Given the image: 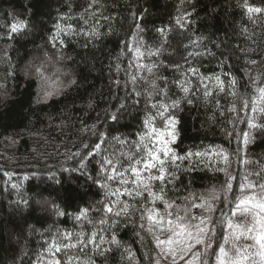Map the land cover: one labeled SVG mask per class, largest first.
Wrapping results in <instances>:
<instances>
[{
  "label": "trees",
  "instance_id": "1",
  "mask_svg": "<svg viewBox=\"0 0 264 264\" xmlns=\"http://www.w3.org/2000/svg\"><path fill=\"white\" fill-rule=\"evenodd\" d=\"M262 87L264 0H0V264H50L56 246L93 232L99 247L78 245L56 257L72 255L73 264H172L140 219L142 205L163 213L164 204L148 203L146 193L124 196L135 205L129 214L105 216L115 198L103 185L120 187L106 179L112 169L104 162L123 170L139 159L144 121L155 117L163 128L160 105L174 101L178 107L166 113L177 121L170 147L193 155L169 166L175 179L165 199L182 209L204 199L212 204V212L194 208L189 215L211 217L212 248L193 251L216 264L214 253L228 234L227 221L218 223L222 214L251 223V215L230 209L244 177L264 182ZM51 88L58 93L46 98ZM249 119L257 126L249 128ZM160 187L154 182L155 191ZM224 247L235 255L230 236Z\"/></svg>",
  "mask_w": 264,
  "mask_h": 264
},
{
  "label": "snow or ice",
  "instance_id": "2",
  "mask_svg": "<svg viewBox=\"0 0 264 264\" xmlns=\"http://www.w3.org/2000/svg\"><path fill=\"white\" fill-rule=\"evenodd\" d=\"M260 11L261 9L259 8H248L249 13H258ZM13 30L15 31L16 29L14 28ZM252 63H255V61H252ZM217 80L219 82L218 77ZM219 83L221 85L220 90L223 91V82ZM183 91L188 93L189 89L184 87ZM259 92L261 94L260 98L264 99V87L260 88ZM210 94L207 91L205 92V95ZM248 106L245 103V107ZM170 107H178V102L174 101L171 106L160 105L162 111H158V116L164 121L163 128L155 125V117H149L144 121L145 132L140 137L141 144L137 149L142 153L139 159H136L134 163L130 164L128 168H123V170L118 169L112 160L104 162L106 166H110L112 169L111 173L107 174L106 179L108 181L118 180L120 185V187L115 189H110L107 184L103 185V187L109 189L106 195L115 198L105 204L104 213L105 216H127L130 209L135 207V205L130 204L127 200H122L121 197L127 196L129 200H133L143 198L146 193L148 203L155 205L157 201H160L164 204L163 213L156 207L149 208L142 205L144 210L140 215L142 221L147 220L146 230L153 234L159 254L165 259L170 256L172 264H179L181 260L184 261V264H208L207 261L201 260V252L193 250L197 245H202L205 251L212 248V244L208 243V237L209 235L215 237L217 235L216 230L212 227L211 217L189 215V213L194 208L212 212L214 211L212 204L204 199L199 204L192 202L190 208L185 206L182 209L175 201L165 199V186L167 183H172V180L175 179L174 174L168 171L169 166L178 167L177 161H183L193 155V153L189 152L185 156H178L170 147L176 140L175 124L177 123L174 117L166 115ZM251 110L253 112L258 111L255 106ZM259 111L264 112V109H259ZM247 123L249 128L257 126L251 119ZM243 136L244 142L247 143L248 133H243ZM95 147L99 148L100 145L97 144ZM220 154L223 155L224 161L227 162V155ZM195 155L201 156L203 154L197 152ZM105 170V168H102V171ZM255 175L260 177L261 173L257 172ZM156 181H159L161 185L159 192L154 190V182ZM231 187L232 185L229 182V191ZM240 192L241 196L237 197L235 208L230 209V211L233 216H236L237 210H241L243 214L252 216V222L235 223L226 214H222L218 223L223 226L225 221H227V227L224 231L228 234L224 236V243L220 244L218 251L214 253L216 264H264V182H254L248 180L246 176L244 177V182L240 185ZM213 198L216 199L218 197L214 196ZM185 200H187V197H185ZM84 214L82 211L81 215L83 216ZM100 223L105 224L107 220L101 219ZM141 227L143 228L145 225L141 224ZM163 232L169 233L167 239H161L157 235V233ZM96 235L93 232L91 236L85 239L83 234H79L76 243L56 246L53 253L54 259L50 261V264H73L74 257L72 255H67L62 262L60 258L56 257V253L70 251L78 245L82 246L81 251L88 244L99 247L95 243ZM229 236L232 241V249L235 252L234 256L230 255L224 247V244L229 242ZM65 238L71 240V234H68ZM241 238L250 240L253 243L240 246L237 242ZM100 240L103 242V237H100ZM112 242L118 243L115 236H113ZM189 254H191L190 258L185 259ZM156 264H160V260H157Z\"/></svg>",
  "mask_w": 264,
  "mask_h": 264
},
{
  "label": "rangeland",
  "instance_id": "3",
  "mask_svg": "<svg viewBox=\"0 0 264 264\" xmlns=\"http://www.w3.org/2000/svg\"><path fill=\"white\" fill-rule=\"evenodd\" d=\"M52 89H53V88H51L49 91L46 92V94H45V97H46V98H47L48 96H50V95H54V94L58 93L57 90H53V91H52Z\"/></svg>",
  "mask_w": 264,
  "mask_h": 264
}]
</instances>
